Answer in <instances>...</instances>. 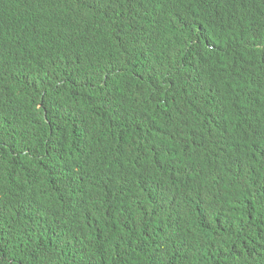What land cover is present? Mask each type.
Listing matches in <instances>:
<instances>
[{
	"label": "trees",
	"instance_id": "obj_1",
	"mask_svg": "<svg viewBox=\"0 0 264 264\" xmlns=\"http://www.w3.org/2000/svg\"><path fill=\"white\" fill-rule=\"evenodd\" d=\"M237 1L203 0L202 12ZM90 4L0 0V264H264V29L249 33L252 19L264 28V0L223 51L191 61L211 24L172 10L185 31L164 44L174 50L136 46L141 58ZM104 71L116 88L99 103L76 76ZM165 147L179 154L170 180L153 166ZM185 154L209 178L189 176ZM105 206L112 229L130 214L123 237H99Z\"/></svg>",
	"mask_w": 264,
	"mask_h": 264
},
{
	"label": "clouds",
	"instance_id": "obj_2",
	"mask_svg": "<svg viewBox=\"0 0 264 264\" xmlns=\"http://www.w3.org/2000/svg\"><path fill=\"white\" fill-rule=\"evenodd\" d=\"M202 1L203 0H88V2L91 3L90 6L94 13V17L105 30L109 39L112 38L114 43L118 45L121 50L128 49L132 54L139 57H141V55L136 51V46H140L146 51L161 48L174 50V48L170 46L164 47V44L185 31L180 25L175 24L170 19L168 13H171L172 10H174V13L180 12L186 17L199 18L203 20L206 25L211 24L213 27L210 33H208L211 40L204 37L202 43L196 45L201 49V53L193 51V53L184 56L189 61L194 60L198 55H202L203 60H205L208 55V50L211 49L215 42L220 45L223 51V48L228 46V41L233 36L240 34L239 31L242 29V22L244 21V11L250 8V2L255 0H238L218 16L203 13ZM0 15H5L2 6H0ZM260 18L263 21L264 18ZM170 20L172 22L170 38L166 42L155 41L170 28ZM3 27L4 25L0 21V29ZM257 29L263 31L262 22L252 19L249 33L259 38L262 32L259 33ZM147 30H150L152 33V38L143 37ZM221 38L222 40L219 41ZM233 49L234 47H227L225 49L226 54L232 52ZM80 64H93V61L82 59L79 61L78 65ZM115 74L116 73L112 72L107 74V72L104 71L101 78L94 80V82H90L89 78L84 75H78L76 76V81L81 91L82 87L87 86L90 95H95L96 100L101 103L105 94L116 88V84H114L111 79ZM229 74L234 86L238 88V77L230 72ZM200 98L206 103H210L208 97L204 93H202ZM51 127L52 126H49V128ZM183 156L185 157V166L190 171L189 176H204L209 178L210 171L205 162L201 163L193 170L191 165L192 156L189 154ZM158 157L162 159L164 164L153 162L154 168L158 170L162 180H170V166H175L178 163L179 154L165 147L161 149ZM200 196L199 194L192 195L194 202L197 201ZM115 212L116 207L105 206L95 214V219L101 221L102 229L99 237L102 236L105 240L113 238V232L120 231L122 232L120 237H123L130 230V214H122L116 221V228L112 229V215L115 214ZM134 236L135 239H138L146 237V234L134 232ZM160 241L164 244L162 238Z\"/></svg>",
	"mask_w": 264,
	"mask_h": 264
}]
</instances>
